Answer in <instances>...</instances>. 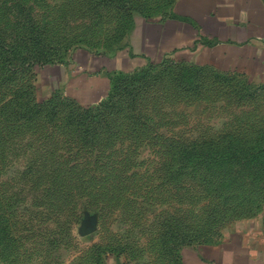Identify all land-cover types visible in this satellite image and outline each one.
I'll use <instances>...</instances> for the list:
<instances>
[{
	"label": "rangeland",
	"instance_id": "374dc122",
	"mask_svg": "<svg viewBox=\"0 0 264 264\" xmlns=\"http://www.w3.org/2000/svg\"><path fill=\"white\" fill-rule=\"evenodd\" d=\"M174 1L0 0V264H180L171 228L197 245L264 216V169L180 151L231 144L250 160L264 147V78L167 62L96 103L61 91L77 48L115 54L134 17ZM87 215L97 229L83 236Z\"/></svg>",
	"mask_w": 264,
	"mask_h": 264
},
{
	"label": "crops",
	"instance_id": "0c3cea01",
	"mask_svg": "<svg viewBox=\"0 0 264 264\" xmlns=\"http://www.w3.org/2000/svg\"><path fill=\"white\" fill-rule=\"evenodd\" d=\"M166 62L220 75L264 78V0H176L162 16L137 15L115 54L77 48L63 64V93L86 103L108 97L115 78ZM181 264H264V216L239 221L219 240L187 245ZM103 264H132L109 254Z\"/></svg>",
	"mask_w": 264,
	"mask_h": 264
},
{
	"label": "trees",
	"instance_id": "16d2710c",
	"mask_svg": "<svg viewBox=\"0 0 264 264\" xmlns=\"http://www.w3.org/2000/svg\"><path fill=\"white\" fill-rule=\"evenodd\" d=\"M175 1H174V3H175ZM144 16H146V15H144ZM146 17H148V16H146ZM133 22H134V20H133ZM164 64L165 63H162L160 65H164ZM191 66H193V65H191ZM153 67H157V66L148 67V68L142 69L140 71L130 73L131 77L137 76L138 74L142 73L143 71H146V70L148 71V70L152 69ZM193 67L198 69V70L206 69V68H199L196 66H193ZM217 74L219 76L227 77V75H220L219 73H217ZM126 75H128V74H126ZM126 75H119L115 78V80L113 82L112 89L109 92L108 96L112 95L113 92L118 87L117 85H118L119 78L122 76H126ZM246 80H248V79H246ZM204 146L206 148L208 147L207 148V149H209L208 152H201V148ZM181 147H183V148L181 150L180 149L179 150L181 151L182 154H185V152L191 151V154H193L194 157L203 155L204 160L202 159V161H200V162L204 161L203 163L207 167H209L210 164H212V163L213 164H219L221 162H223V163H232V162L233 163H236V162L241 163L242 162V164H244V165H249L250 162H254L255 163V169H259V170L264 169V147H258L255 151L250 153L251 154L250 160L248 158L249 148L248 149H242L240 151L238 149L234 150L233 145H231V144H227L224 147L216 148V149H212L211 145L208 143H202L199 145H192L189 149H188V147L186 148L185 146H181ZM210 160H214V161L209 162ZM168 239H169V241L171 240V243L173 244V246H172L173 248L169 249L168 252H169V254L173 255L174 252H177V251L180 252L182 247L187 246V245H191L193 243L194 238H192L191 235L185 233L181 229H180V231H178V230L174 231L173 228H171V230L169 231ZM179 262L181 264L180 259H179Z\"/></svg>",
	"mask_w": 264,
	"mask_h": 264
},
{
	"label": "water",
	"instance_id": "95a60500",
	"mask_svg": "<svg viewBox=\"0 0 264 264\" xmlns=\"http://www.w3.org/2000/svg\"><path fill=\"white\" fill-rule=\"evenodd\" d=\"M97 229V218L95 216L87 215L84 220L83 224L80 228V232L83 236H87L95 232Z\"/></svg>",
	"mask_w": 264,
	"mask_h": 264
}]
</instances>
